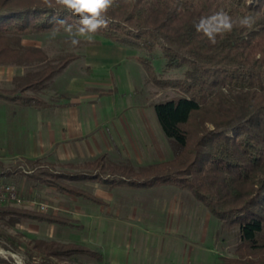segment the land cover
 <instances>
[{"label":"trees","instance_id":"obj_1","mask_svg":"<svg viewBox=\"0 0 264 264\" xmlns=\"http://www.w3.org/2000/svg\"><path fill=\"white\" fill-rule=\"evenodd\" d=\"M221 11L232 17L234 27L218 34L213 44L197 25ZM246 16L253 18L251 26L239 24ZM53 18L74 25L79 19L59 6L49 8L46 0H0V65L38 66L16 79L14 98L23 104L44 106L38 96L23 93L43 90L74 59H49L41 48L23 43V37L53 32L54 27L65 31ZM106 19L107 28L94 35L143 52L138 59L151 78L178 92L155 105L174 158L134 169L109 163L102 155L79 171L44 170L30 177L94 200L63 180L190 189L213 216L238 231L234 255L217 264H264V0H113ZM158 52L164 70L182 69L180 77L156 75ZM3 216L13 223L26 218L63 222L41 212L0 208ZM12 244L20 247L15 240ZM34 244L27 255L39 264H72L67 260L73 255L94 253L39 240Z\"/></svg>","mask_w":264,"mask_h":264},{"label":"rangeland","instance_id":"obj_2","mask_svg":"<svg viewBox=\"0 0 264 264\" xmlns=\"http://www.w3.org/2000/svg\"><path fill=\"white\" fill-rule=\"evenodd\" d=\"M72 38L66 31L23 37L25 45L41 48L49 59L74 55L46 88L25 90L23 94L36 95L50 104L91 95L106 100L114 111H107L108 127L97 130L90 147L85 148L72 141L62 142L67 143L65 148L59 147L57 139L50 142L48 132L40 139L37 121L43 115L38 111H0V181L12 184L22 201L6 202L0 208L41 212L64 220L57 223L26 218L13 223L8 216L0 218V264H39L38 258L32 260L27 255L38 240L94 252L73 255L67 260L72 264H122L121 260L124 264H217L223 257L233 256L239 243L237 229L213 216L190 189L163 185V189L156 187L162 190L139 193L90 180H63L97 196L94 200L30 177V173L44 170L79 171L84 162L102 155L109 163L130 164L134 169L174 158L155 105L178 95L177 90L151 78L138 59L143 53L138 49L99 35L91 41L77 36L80 43L72 46ZM161 55L158 52L153 61L156 75L164 80L180 77L182 69L164 70ZM37 68L0 65V88L7 90L4 94L13 95L17 77ZM74 81L78 83L75 88ZM118 109L123 111L118 113ZM12 112L15 116L11 120ZM53 135L59 134L53 131ZM13 240L20 247L15 249ZM129 254L134 259H129Z\"/></svg>","mask_w":264,"mask_h":264},{"label":"crops","instance_id":"obj_3","mask_svg":"<svg viewBox=\"0 0 264 264\" xmlns=\"http://www.w3.org/2000/svg\"><path fill=\"white\" fill-rule=\"evenodd\" d=\"M72 85L74 86L73 88H75V86H77L78 83L74 81ZM5 91L7 90L0 88V111H13V112L15 111H38L40 112V115H43V118H41L40 122L37 121V123L39 124L38 129H40V131L38 132H40L41 134V136L39 135L40 136L39 138L42 139L41 137L43 133H45L44 137L48 136L47 134H49L50 137H54L53 131H55L59 135L58 137H54V138L48 137L50 139V142H51V139H55V140L57 139L56 141L59 142L58 143L59 147H64V148L66 147L67 143H62V142H67V141L75 142L81 148H85V146L90 147L91 140H93V138L96 136L94 133L100 128L101 129L104 128V130H106V128L108 127V124H106L107 123V120H106L107 111H114V108L111 109L109 105L107 106L106 100H104L103 98L94 97L91 95L88 98H85V99L82 98L80 100L79 99L66 100L62 98L63 103L58 102L56 104L55 103L50 104L47 101H43L44 106L42 105L35 106L31 104H23L22 101H19L16 98H14V94L13 95L4 94ZM9 92H12V91L9 90ZM117 111L118 113H120L123 110L118 109ZM13 112L10 115L11 120L13 116H15V113ZM37 123L35 124L37 125ZM45 128H47L46 131H45ZM33 138L35 141V136H33ZM47 144L53 146L52 143H47ZM31 145H29L28 148H30ZM71 146L75 147L77 145L72 144ZM28 148L26 147V151H25L27 154L28 152L30 153V151H28ZM25 157L27 156L25 155ZM33 157L34 156H32V159ZM29 160H31L30 157H29ZM33 160H36V159H33ZM91 161L92 160H89V161L87 160L86 162L83 163V165ZM79 167H82V165ZM86 181L88 180H85V182ZM92 182H96V181H92ZM119 188H127L128 190L134 189V188H130L127 186H121ZM160 188H152V189L140 188V189H134V190L139 193H142V192H147V191H151L155 189H159V190L163 189V188L162 189ZM92 197H97V196L94 195ZM131 249L133 248L130 247V250ZM118 258L117 257L115 258L116 259L115 262L118 261ZM130 258L134 259L129 254V259ZM138 260H141L140 257L137 259V261ZM121 263L124 264V260H121Z\"/></svg>","mask_w":264,"mask_h":264},{"label":"clouds","instance_id":"obj_4","mask_svg":"<svg viewBox=\"0 0 264 264\" xmlns=\"http://www.w3.org/2000/svg\"><path fill=\"white\" fill-rule=\"evenodd\" d=\"M49 8L59 6L62 10H66L78 17V21L74 24L69 23L67 19L53 18L55 24L64 26L66 32L72 34V46H77L80 41L77 36H85L89 41L93 39L101 28H107L108 20L106 14L113 5V0H46ZM253 18L246 16L239 20L241 26H251ZM234 27L232 17L221 11L207 18H202L197 25V31H203L211 43L216 42V36L224 32H230ZM53 32L58 31L54 27Z\"/></svg>","mask_w":264,"mask_h":264},{"label":"built area","instance_id":"obj_5","mask_svg":"<svg viewBox=\"0 0 264 264\" xmlns=\"http://www.w3.org/2000/svg\"><path fill=\"white\" fill-rule=\"evenodd\" d=\"M22 203L19 199L16 188L9 183H3L0 181V205L6 202Z\"/></svg>","mask_w":264,"mask_h":264}]
</instances>
